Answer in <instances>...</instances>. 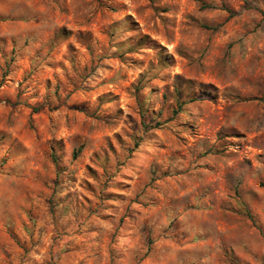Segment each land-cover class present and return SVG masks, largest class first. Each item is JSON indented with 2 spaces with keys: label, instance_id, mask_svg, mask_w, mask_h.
Returning <instances> with one entry per match:
<instances>
[{
  "label": "rangeland",
  "instance_id": "1",
  "mask_svg": "<svg viewBox=\"0 0 264 264\" xmlns=\"http://www.w3.org/2000/svg\"><path fill=\"white\" fill-rule=\"evenodd\" d=\"M202 3L0 0V264H264V0Z\"/></svg>",
  "mask_w": 264,
  "mask_h": 264
},
{
  "label": "trees",
  "instance_id": "2",
  "mask_svg": "<svg viewBox=\"0 0 264 264\" xmlns=\"http://www.w3.org/2000/svg\"><path fill=\"white\" fill-rule=\"evenodd\" d=\"M199 4H200V7L201 8H209L208 5H206L205 3H202V0H196ZM202 28L204 29H209V27L205 26V25H202L201 26ZM140 44V43H139ZM198 100V97L197 96H190L188 99H185V100H181V95L178 94L176 95V107L172 110V114L173 115H176L178 114L179 112L182 111V107L188 103V102H193V101H196ZM156 125H159L158 122H156ZM77 152H79V150H77L75 153H74V157L77 155Z\"/></svg>",
  "mask_w": 264,
  "mask_h": 264
}]
</instances>
